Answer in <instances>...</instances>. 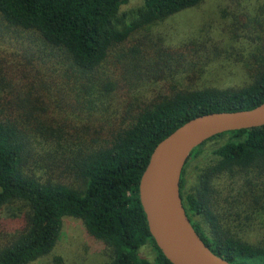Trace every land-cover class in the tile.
<instances>
[{"label":"trees","instance_id":"1","mask_svg":"<svg viewBox=\"0 0 264 264\" xmlns=\"http://www.w3.org/2000/svg\"><path fill=\"white\" fill-rule=\"evenodd\" d=\"M202 2L0 0V264L47 256L66 216L100 244L104 264H172L138 199L150 153L196 116L264 102V0L222 8L227 43L205 30L175 45L153 34ZM227 52L244 80L208 84ZM179 195L212 254L264 264V126L193 148Z\"/></svg>","mask_w":264,"mask_h":264},{"label":"water","instance_id":"2","mask_svg":"<svg viewBox=\"0 0 264 264\" xmlns=\"http://www.w3.org/2000/svg\"><path fill=\"white\" fill-rule=\"evenodd\" d=\"M260 126L264 102L250 110L208 113L176 128L150 153L138 199L150 235L172 264H229L212 254L192 229L179 195L180 173L190 151L212 136Z\"/></svg>","mask_w":264,"mask_h":264},{"label":"rangeland","instance_id":"3","mask_svg":"<svg viewBox=\"0 0 264 264\" xmlns=\"http://www.w3.org/2000/svg\"><path fill=\"white\" fill-rule=\"evenodd\" d=\"M239 1V0H235ZM229 0H204L198 7L177 13L152 29L154 35L162 38L163 43L175 45L197 36L203 30L209 36L229 42L230 10L223 11ZM205 33V32H204ZM232 45V44H231ZM226 55V56H225ZM215 59L212 71L206 75V82L216 87L236 86L244 80L243 71L235 64L233 55L225 53ZM191 164V163H190ZM193 166V163H192ZM191 169V166H189ZM189 167L186 168L190 171ZM193 180L188 176V183ZM138 255L150 259L148 247L138 250ZM53 257H59L63 264H104L106 257L99 243L87 238L81 222L72 217H63L57 241L51 252L31 264H43Z\"/></svg>","mask_w":264,"mask_h":264},{"label":"bare ground","instance_id":"4","mask_svg":"<svg viewBox=\"0 0 264 264\" xmlns=\"http://www.w3.org/2000/svg\"><path fill=\"white\" fill-rule=\"evenodd\" d=\"M166 252H168L167 250H166ZM172 258V257H171Z\"/></svg>","mask_w":264,"mask_h":264}]
</instances>
